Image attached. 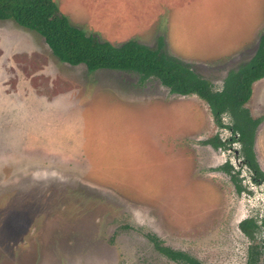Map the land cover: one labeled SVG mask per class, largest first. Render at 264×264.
<instances>
[{"label": "rangeland", "instance_id": "374dc122", "mask_svg": "<svg viewBox=\"0 0 264 264\" xmlns=\"http://www.w3.org/2000/svg\"><path fill=\"white\" fill-rule=\"evenodd\" d=\"M54 1L73 26L114 45L155 47L162 36L216 89L264 32V0H201L185 32L192 47L179 46L173 27L198 0ZM246 106L262 119L254 151L264 171V78ZM216 135L231 133L198 96L135 73H89L61 62L38 33L0 20V264H182L147 233L203 264H246L239 223L264 216V184L236 164L239 143H204ZM226 161L245 192L218 169Z\"/></svg>", "mask_w": 264, "mask_h": 264}, {"label": "trees", "instance_id": "16d2710c", "mask_svg": "<svg viewBox=\"0 0 264 264\" xmlns=\"http://www.w3.org/2000/svg\"><path fill=\"white\" fill-rule=\"evenodd\" d=\"M0 20H11L38 33L61 62L73 66L84 64L89 73L98 70L135 73L141 82L149 78L158 79L172 94L198 96L208 104L215 124L231 132L227 141L216 135L204 143L215 149H228L231 143L238 142L239 155L250 172L251 181L257 185L264 183V171L254 151L257 128L262 119L253 117L246 106L252 95L253 83L264 78V32L252 58L230 70L223 87L216 89L189 64L170 54L162 36L158 37L155 47L135 39L114 45L73 26L54 0H0ZM226 116L230 123L224 121ZM218 169L230 176L238 193L246 191L241 173L229 161ZM239 228L250 241L246 264H261L264 217L245 218L239 223ZM146 236L160 253L173 261L203 264L188 253L163 245L155 234L147 233Z\"/></svg>", "mask_w": 264, "mask_h": 264}, {"label": "crops", "instance_id": "0c3cea01", "mask_svg": "<svg viewBox=\"0 0 264 264\" xmlns=\"http://www.w3.org/2000/svg\"><path fill=\"white\" fill-rule=\"evenodd\" d=\"M203 10H204V3L201 0L193 2L191 5L186 7L184 12H182L183 13L182 17L179 18L180 21L175 22V25L173 28H174V32L176 35V42H178L179 46H185V45L189 47L194 46L195 41L193 42V40L195 39H192L191 37L187 38V35L185 34V32L196 28V21L198 17L200 16V14L203 13L202 12ZM209 29H210V25L203 27L202 34H200V37L198 38H201L202 36L206 35V32L203 30H206L208 32ZM254 32L255 31H253V33ZM196 40H199V39H196ZM260 127L261 125L259 126V128ZM258 130H257V133H258ZM256 143H257V134H256ZM256 143H255V146H256ZM260 143L262 144L261 147L264 150V138L261 139Z\"/></svg>", "mask_w": 264, "mask_h": 264}, {"label": "flooded vegetation", "instance_id": "af4514ba", "mask_svg": "<svg viewBox=\"0 0 264 264\" xmlns=\"http://www.w3.org/2000/svg\"><path fill=\"white\" fill-rule=\"evenodd\" d=\"M226 130H227V129H226ZM228 131H229V130H228ZM229 132H230V131H229ZM230 133H231V132H230ZM227 139H228V138H225V139H223V140L227 141ZM234 143H238V142H233V143H231L230 145H232V144H234ZM219 149H221V148H219ZM228 150H232V149L230 148V146L228 147ZM235 153L237 154L236 156L239 158V156H238V155H239V150H238V152L235 151ZM239 159H240V158H239ZM229 162H230V161H229ZM224 163H225V162H224ZM224 163H223V164H224ZM230 163L232 164V162H230ZM239 163H240L241 165H243L244 167L247 168V166L243 164L242 158L240 159V162H238V163H236V164L238 165ZM232 165H233V164H232ZM233 166H234V168L236 167L235 165H233ZM260 166H261V165H260ZM235 169H236V168H235ZM247 170H248V168H247ZM253 183H254V182H253ZM254 184H255V183H254ZM263 184H264V183H262V184H260V185H263ZM255 185H257V184H255ZM263 217H264V216H263ZM261 257H262V258H261V264H264V254H262Z\"/></svg>", "mask_w": 264, "mask_h": 264}]
</instances>
